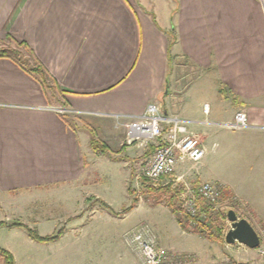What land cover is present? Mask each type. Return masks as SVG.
Masks as SVG:
<instances>
[{
	"label": "crops",
	"instance_id": "obj_1",
	"mask_svg": "<svg viewBox=\"0 0 264 264\" xmlns=\"http://www.w3.org/2000/svg\"><path fill=\"white\" fill-rule=\"evenodd\" d=\"M6 43L20 51L27 50L16 43L27 45L56 92L11 52L0 55V222L31 226L23 214L41 196L53 203L66 195L69 206L83 204L69 218H88L48 244L24 228L1 227L19 236L14 247L1 244L15 264H82L97 212L121 225L143 210L139 200L133 211L115 215L88 193L102 181V158L129 187L145 154L125 143L127 122L152 103L190 121L206 151L199 163H180L174 176L194 189L205 182L227 189L240 218L255 229L264 222V0H0V45ZM241 110L250 128L219 126ZM86 121L119 153L95 152ZM147 223H129L125 231L138 226L156 238L157 226Z\"/></svg>",
	"mask_w": 264,
	"mask_h": 264
},
{
	"label": "rangeland",
	"instance_id": "obj_2",
	"mask_svg": "<svg viewBox=\"0 0 264 264\" xmlns=\"http://www.w3.org/2000/svg\"><path fill=\"white\" fill-rule=\"evenodd\" d=\"M5 47L13 48L7 43ZM5 47L0 45V49ZM22 53L26 56L28 55L25 50H22ZM192 74L194 75L196 73L193 72ZM199 82L201 83V80ZM196 94H198V91L194 93V96H197ZM161 106L163 114L168 115L164 109V105L161 104ZM202 109L205 108L202 106ZM85 126L90 130L93 138L96 139L97 125L92 121H86ZM223 128L225 129V127ZM229 130L231 131V129ZM97 140L102 143L101 140ZM158 142L159 141H156V143ZM150 146L151 144L147 147H141L144 151L142 153L145 155L140 156V161L136 162V172L129 184V187L135 192L134 195L138 196L139 200L145 205L143 210H139L135 213L133 218H130L127 224L146 220L148 223L150 222L151 225H156L157 228H154L156 238H154L157 243L175 252L190 255L194 258V264H236L243 261L258 262L260 256L258 252H256L257 249H251L238 243H236L238 245H231L225 241L226 233L231 229V223L229 222L226 213L230 209H233L238 215L239 210L231 197L226 199L222 197L218 205L219 214L211 217V224L209 227H205L206 230H202V227H191L186 222V228H183V226L179 224L178 220H183L177 213L179 211L178 205L182 203L181 193L185 191L183 186L185 183L179 182V186L174 187L175 180L177 179L175 176L163 179L158 184L151 183L142 176V168L153 153L149 152L150 154H146V152L150 151ZM113 154L115 155V153L108 155L113 158ZM110 161L106 158H102V163H100L102 172L99 174L102 181L98 182L97 186L94 189H91L88 195L92 193L95 196H98L101 199L100 202H109L116 212H121L132 204L134 196L131 195L128 189L129 187H126L124 183L119 182V179L114 178L115 173L112 168L114 163L112 164ZM168 187H170L173 192H176L174 193L175 210L174 208H170L173 214L169 208L165 207V202L157 204V195L149 192L150 188L160 189ZM65 197L66 195L58 196L53 203H47L44 199L45 196H41L40 199H38L40 202L33 205L32 209L23 214V216H26V220H28L27 223L32 224L29 227L38 233H50L49 235L43 236H52L61 229L65 231L67 227L86 226L88 218H84V215H82L83 213L79 214L77 217L69 218L70 211L78 210L83 204L76 202V205L69 206ZM94 201L95 197L86 206L89 207ZM101 214H104L103 211L97 212L92 224L89 225L91 226V229L88 230L86 235L87 245L84 248V254L82 253L84 257L81 256V260L83 259L82 264H140V256L133 252V250L125 244L123 239V235L127 231H125L128 227L126 226L127 224H107L104 219L105 217ZM50 217H53L52 220H48ZM82 217L84 219H82ZM79 219L82 220L76 222V220ZM52 229L53 233H51ZM156 229L158 230V233ZM256 230L260 235L261 243L264 245V222L258 225ZM218 238H221V241H218ZM0 241V247L1 244L6 243L14 247L19 242V236L12 231L3 229L0 231ZM244 251L249 254L244 253ZM0 264H3L1 260Z\"/></svg>",
	"mask_w": 264,
	"mask_h": 264
},
{
	"label": "built area",
	"instance_id": "obj_3",
	"mask_svg": "<svg viewBox=\"0 0 264 264\" xmlns=\"http://www.w3.org/2000/svg\"><path fill=\"white\" fill-rule=\"evenodd\" d=\"M56 110L63 115L70 114L65 108ZM208 111L209 105L206 104L205 112ZM189 124L190 121L179 116L163 114L159 103L148 105L143 114L128 119L125 140L127 145L156 146L141 171L146 180L158 184L163 179L174 176L180 163H199L203 160L205 148L199 139L190 133ZM219 126L228 129H247L251 124L247 112L241 110L236 113L233 121L220 123ZM179 182L176 179L174 187L179 186ZM183 186L185 191L181 193L182 203L178 205V215L191 227H202V230H206L205 227L211 224V217L219 214L222 187L209 182L202 183L197 189L186 184ZM201 200L209 206L208 212L203 209ZM123 239L128 247L141 255V264H194V258L190 255L159 245L144 229L133 228L124 234ZM257 250L261 260L236 264H264V245L261 243Z\"/></svg>",
	"mask_w": 264,
	"mask_h": 264
},
{
	"label": "trees",
	"instance_id": "obj_4",
	"mask_svg": "<svg viewBox=\"0 0 264 264\" xmlns=\"http://www.w3.org/2000/svg\"><path fill=\"white\" fill-rule=\"evenodd\" d=\"M16 45L19 47L25 48L29 52V50L27 49V45H25L24 43H16ZM9 52H11L13 54L12 58L16 62H18L19 65L25 71H27L31 75L35 76L41 82V84L44 86L45 89L53 90L52 91L53 94L56 92V87L51 86V84H50L53 80L52 76L48 73V71L37 60H35L33 58L32 54H31V56H32V59H31V58L27 57L25 54H23L22 51H20L18 49L5 47L1 50L0 55L8 56ZM65 118H67V117L65 116ZM91 147L95 152H99L102 154H111V153L118 154L119 153V152L111 151L110 148L106 144L99 142L95 138L91 139ZM155 149H156V146L151 145L150 151L146 152V154H148L149 152L150 153L154 152ZM129 191H130L131 195L134 196V198H133L132 204L128 208L124 209L123 211L116 212L108 204H106L103 201H101V205L104 208L111 211L115 215H124V214L130 212L131 210H133L139 202V197L134 195L135 192L132 191V189L130 187H129ZM149 192L155 193L157 195V197H158V200H157L158 203L157 204H161V202H165L166 206H168L171 209L174 208V200H175V194L174 193H176V192L175 191L173 192L170 187L160 188V189L150 188ZM222 197L224 199L231 197L230 191H228L227 189H223ZM163 198H164V200H163ZM201 204L203 205V209L208 212L209 206H207V205L204 206V201H202V200H201ZM174 210H175V208H174ZM178 222L181 226H183V228H186L187 225L185 226V224H186L185 222L183 223V221H181V220L180 221L178 220ZM1 227L24 228L27 231L28 235L32 239H34L35 241H37L39 243H43V244L56 242L57 240H59L61 238V236L64 233V230L61 229L59 232H57L56 234H54L52 236H41L37 231H35L34 229L28 227L27 225H25L21 222L8 223V222L1 221L0 222V228ZM199 228H201V227H199ZM217 240L221 241V238H218ZM0 260L3 262V264H15V259H14L13 255L1 247H0Z\"/></svg>",
	"mask_w": 264,
	"mask_h": 264
},
{
	"label": "water",
	"instance_id": "obj_5",
	"mask_svg": "<svg viewBox=\"0 0 264 264\" xmlns=\"http://www.w3.org/2000/svg\"><path fill=\"white\" fill-rule=\"evenodd\" d=\"M227 217L231 223V229L226 233L225 241L228 244H242L251 249H257L261 245V238L257 230L246 218H240L236 211L230 209Z\"/></svg>",
	"mask_w": 264,
	"mask_h": 264
}]
</instances>
